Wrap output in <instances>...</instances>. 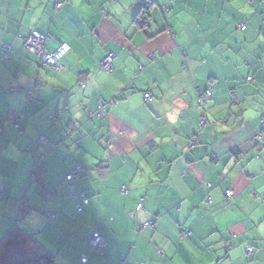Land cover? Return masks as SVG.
Segmentation results:
<instances>
[{
    "label": "crops",
    "instance_id": "obj_1",
    "mask_svg": "<svg viewBox=\"0 0 264 264\" xmlns=\"http://www.w3.org/2000/svg\"><path fill=\"white\" fill-rule=\"evenodd\" d=\"M56 2L0 0V241L17 227L53 264H264V0ZM32 32L68 48L61 71Z\"/></svg>",
    "mask_w": 264,
    "mask_h": 264
},
{
    "label": "built area",
    "instance_id": "obj_2",
    "mask_svg": "<svg viewBox=\"0 0 264 264\" xmlns=\"http://www.w3.org/2000/svg\"><path fill=\"white\" fill-rule=\"evenodd\" d=\"M68 0H57L56 2V9H60L61 6L66 3ZM173 1V0H170ZM148 3L147 2H143V7L147 8ZM144 18V17H143ZM144 20V19H143ZM242 30L244 29L243 27L241 28ZM46 42V37L43 35H40L36 32H32L30 34L29 37H27L24 41V48L37 55L42 64L45 66H48L50 68H52L54 71L59 72L62 70V66L59 62L60 58L62 57V55L67 51V47L65 45L61 46L55 53L53 54H48L44 52V44ZM113 59L114 56L112 53H108L103 60L101 61L100 64V68L103 72H105L106 74H111L113 72V67H112V63H113ZM248 82H251L252 79L248 78L247 79ZM82 88H84V86H82ZM211 95L210 89L206 90L204 93H200L199 92V98H198V105L202 106L204 105L205 101L204 98L208 97ZM145 99L146 101L150 99V94H145ZM106 116V110L104 108V104L102 101H98L97 103V109L94 113V117L98 120L104 118ZM205 120H202V124L204 123ZM264 125V123H263ZM74 177L72 175H69L66 177V180L68 182H70ZM125 190L122 188L121 192L123 193ZM232 197V191H226L225 192V198L229 199ZM83 206H86L88 204V200L83 198ZM142 209V205L138 204L136 206V211H139ZM77 213L81 214L82 213V206H78L76 208ZM146 227H153V224L151 223H146L142 225V228H146ZM104 244V240L103 238L98 234V233H94L88 243V247L90 250L92 251H97L100 250L101 247ZM247 254H252L253 249L251 247H247ZM87 263V257L83 256L80 264H86Z\"/></svg>",
    "mask_w": 264,
    "mask_h": 264
},
{
    "label": "trees",
    "instance_id": "obj_3",
    "mask_svg": "<svg viewBox=\"0 0 264 264\" xmlns=\"http://www.w3.org/2000/svg\"><path fill=\"white\" fill-rule=\"evenodd\" d=\"M148 9L149 3L147 8L142 9L143 17ZM53 262L54 257L43 246L17 227L0 241V264H53Z\"/></svg>",
    "mask_w": 264,
    "mask_h": 264
},
{
    "label": "clouds",
    "instance_id": "obj_4",
    "mask_svg": "<svg viewBox=\"0 0 264 264\" xmlns=\"http://www.w3.org/2000/svg\"><path fill=\"white\" fill-rule=\"evenodd\" d=\"M233 2H234V6L240 11V12H242V13H248V12H251L252 11V9H250L249 7H247V5L246 4H242V3H240L239 2V0H233ZM246 115H252V113L251 112H249V113H246Z\"/></svg>",
    "mask_w": 264,
    "mask_h": 264
},
{
    "label": "rangeland",
    "instance_id": "obj_5",
    "mask_svg": "<svg viewBox=\"0 0 264 264\" xmlns=\"http://www.w3.org/2000/svg\"><path fill=\"white\" fill-rule=\"evenodd\" d=\"M146 228H151V229H153L152 227H146ZM138 229L141 230L140 228H138ZM138 229H137V230H138ZM142 229H143V228H142Z\"/></svg>",
    "mask_w": 264,
    "mask_h": 264
},
{
    "label": "water",
    "instance_id": "obj_6",
    "mask_svg": "<svg viewBox=\"0 0 264 264\" xmlns=\"http://www.w3.org/2000/svg\"><path fill=\"white\" fill-rule=\"evenodd\" d=\"M143 6V5H142ZM142 8H144V7H142Z\"/></svg>",
    "mask_w": 264,
    "mask_h": 264
}]
</instances>
